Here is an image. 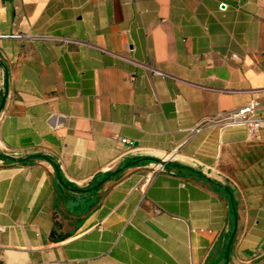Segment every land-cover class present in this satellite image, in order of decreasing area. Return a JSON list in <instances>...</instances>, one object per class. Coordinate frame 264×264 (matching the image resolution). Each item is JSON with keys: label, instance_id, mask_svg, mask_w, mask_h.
<instances>
[{"label": "crops", "instance_id": "crops-1", "mask_svg": "<svg viewBox=\"0 0 264 264\" xmlns=\"http://www.w3.org/2000/svg\"><path fill=\"white\" fill-rule=\"evenodd\" d=\"M3 100L0 264H264V124L195 131L264 120V0H0Z\"/></svg>", "mask_w": 264, "mask_h": 264}, {"label": "built area", "instance_id": "built-area-1", "mask_svg": "<svg viewBox=\"0 0 264 264\" xmlns=\"http://www.w3.org/2000/svg\"><path fill=\"white\" fill-rule=\"evenodd\" d=\"M153 72L156 75L161 74L157 71H153ZM257 107H258L257 102H250L239 109H235L227 113H222L215 119H207L202 121L195 129V131H200L202 127L206 126L207 124L214 123L222 127L244 126L247 128L250 134H255L264 124L263 119L254 117ZM120 142L122 144H127L128 146H132V143L127 141L126 139H121ZM161 170H162V163L161 162L156 163L152 167L150 173L145 178L146 184L150 183L152 176Z\"/></svg>", "mask_w": 264, "mask_h": 264}, {"label": "water", "instance_id": "water-1", "mask_svg": "<svg viewBox=\"0 0 264 264\" xmlns=\"http://www.w3.org/2000/svg\"><path fill=\"white\" fill-rule=\"evenodd\" d=\"M3 104H4V100L2 101L1 105H0V110L2 109L3 107Z\"/></svg>", "mask_w": 264, "mask_h": 264}]
</instances>
